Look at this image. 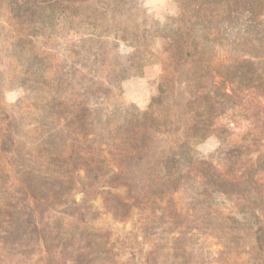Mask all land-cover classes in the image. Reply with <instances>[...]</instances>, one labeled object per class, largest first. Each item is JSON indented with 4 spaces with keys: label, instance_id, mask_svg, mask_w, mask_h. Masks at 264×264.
<instances>
[{
    "label": "rangeland",
    "instance_id": "rangeland-1",
    "mask_svg": "<svg viewBox=\"0 0 264 264\" xmlns=\"http://www.w3.org/2000/svg\"><path fill=\"white\" fill-rule=\"evenodd\" d=\"M180 42L197 58L160 56L162 47L175 44L177 50ZM162 61L172 67L171 92L163 99L169 119L139 160L113 163L120 172L117 183L140 197L141 214L122 218L107 194L94 191L85 203L90 248L79 256L78 235L72 245L46 236L49 219L72 213L70 202L79 205L83 196L63 189L67 201H55L65 186L47 154L60 138H76L75 151H89L104 140V129L145 111L158 94ZM194 69L205 75L202 85L211 88L212 79L232 97L209 106L213 132L191 145L185 162L220 168L226 148L241 146L237 167L251 172L241 187L260 203L264 0H0V264H255L254 236L243 214L230 215L237 225L222 222L230 200L198 189L192 180L174 188L167 179L164 163L183 140L184 111L205 99L184 91ZM214 95L212 89L207 97ZM24 184L34 185L42 198L33 200ZM23 195L34 223L41 219L43 238L26 235L23 225L29 224L19 217L7 228L9 203Z\"/></svg>",
    "mask_w": 264,
    "mask_h": 264
},
{
    "label": "trees",
    "instance_id": "trees-1",
    "mask_svg": "<svg viewBox=\"0 0 264 264\" xmlns=\"http://www.w3.org/2000/svg\"><path fill=\"white\" fill-rule=\"evenodd\" d=\"M21 2V1H19ZM181 17V16H179ZM180 18H178L179 21ZM181 21V19H180ZM169 39V38H168ZM171 43V42H170ZM185 42H180L176 44L177 50L174 49L175 44H167L162 47L160 51V56L163 57L164 54L167 55V59L170 61L174 56L178 58L186 59L187 56L192 58H197L191 54L189 46L184 45ZM161 57V59H163ZM195 58V59H196ZM160 59V60H161ZM160 80H159V91L156 96L151 98V101L147 109L143 112H138V115L133 118L132 116L126 120L125 124L117 126L114 130H108V128L103 130V134L106 137L103 141H96L89 151H85L79 148V151H75V143L79 142L77 139H73L65 143L64 139L60 138L59 144L50 150V155L47 154L51 162L55 165V172L57 179L64 184V188L59 191L58 197L55 201L60 204L66 202L67 197L64 194V190L72 192H83L81 204H74L72 201V213L66 216H60L59 219H49L51 227L49 232L46 234L47 237H62L71 240V245L73 244L74 236L78 235L80 238L78 240L77 246L75 247V254L81 256L85 251L89 250V242L87 241L89 235L86 231L87 210L85 203L88 201L87 198L92 193H101L102 195H108L109 200L112 203V208H114V213L119 214L123 217L132 215L138 207H140V197L134 196L132 190L128 184L121 185L117 183L120 172L113 165L114 161L119 158H135L139 160L146 152L148 144L152 138V134L161 126H164L169 119L168 113L169 109L167 104L163 99L167 98V93L171 92L169 87V79L171 76L172 67L163 62L160 64ZM130 67V65H129ZM197 69L193 70L192 77L194 74V80H185L184 91H198V95L201 94V98H205L204 102L201 101H191L190 104L195 103L194 107H188L184 111V123L185 130L183 131V140H178L180 144L171 157L165 160L164 168L168 173V181L174 188L176 184L184 185V183L192 180L194 184L197 185L198 189L216 192L224 199L230 201V205L226 207V213L224 215V224L232 223L237 225V221L234 220L230 215L235 212H241L244 216V221L247 226V230L254 236L255 249L257 251L258 259L255 264H264V195L262 201L258 203L257 198H249L246 193L250 191L245 187H241V183L246 180H250V173L247 169L244 171L241 167H237L242 164L241 160L238 158L241 151V146L235 148H226L225 160L220 168H215L210 162H199L197 160H188L185 162L186 156H188L191 150V145L197 143L199 140L206 137L208 134L213 132L211 129L210 113H207L209 106L217 105L218 103L227 102L228 97H232L225 91L223 85H216L212 79L208 80V85L211 88H207L204 84L205 75L202 72H196ZM225 80V79H224ZM214 89L215 95L212 97H207L208 92ZM233 91V90H232ZM196 95V94H194ZM221 96L222 98L220 99ZM197 97L195 96L194 99ZM237 104L240 105V98L236 97ZM221 101V102H220ZM210 111V110H209ZM261 122L263 120L260 119ZM254 128V126H252ZM103 146V147H102ZM263 147H258V152L264 153ZM14 152V151H13ZM81 152L83 153L81 155ZM238 157H237V155ZM84 157V158H83ZM181 158L184 160L179 161ZM183 164L181 170H176L178 164ZM237 167V168H236ZM83 170L82 174L79 173ZM191 177V178H189ZM245 182L247 183V181ZM13 185L16 184V180H12ZM249 184V183H248ZM24 188L31 192L30 197L33 200L37 198H42L40 191L34 190V185H25ZM122 186V187H121ZM122 189V198H118L119 190ZM125 193V194H124ZM21 195V194H20ZM47 197V196H46ZM29 200L28 196L23 195L22 198L12 200L9 203V214L7 216V228H14L15 221L18 219H23L21 221H26L29 226L24 227L28 232L26 235L29 237L43 238L39 237V228H41V219L38 222L33 221L31 216L32 211L26 209V203ZM47 199H44L45 202ZM138 206V207H137ZM23 210V212L21 211ZM136 214L140 215L141 211L139 209ZM239 224V223H238ZM43 225V224H42ZM237 233L241 232L238 228ZM88 235V236H87ZM238 238V234L233 236ZM86 238V239H85ZM41 240V239H39ZM43 241V239H42ZM47 245V241H46ZM70 245V247H71ZM45 248V246H44ZM51 257H56L57 252H49L48 250L43 251Z\"/></svg>",
    "mask_w": 264,
    "mask_h": 264
}]
</instances>
